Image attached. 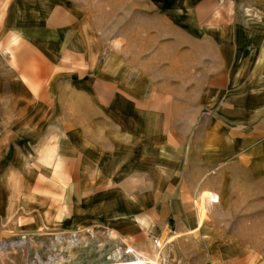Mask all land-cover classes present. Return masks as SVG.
Listing matches in <instances>:
<instances>
[{
	"label": "crops",
	"instance_id": "1",
	"mask_svg": "<svg viewBox=\"0 0 264 264\" xmlns=\"http://www.w3.org/2000/svg\"><path fill=\"white\" fill-rule=\"evenodd\" d=\"M227 1L138 0L137 6L166 9L169 22L183 23V28L189 30L186 34L194 38V34L200 36L203 32L200 28L191 30L190 26L197 27L192 12L191 16H185L181 11L200 9L198 15L202 18L206 10L210 15V9L228 6ZM245 1L254 9L258 20L242 22L234 15L233 26L218 28L213 35L212 39L217 41L216 58H202L203 63L207 62L209 72L211 70L216 74L210 78L208 75V83L200 87L215 90L210 89L198 104V108H206V112L202 111L204 122L197 128H193L192 123L178 130L171 126L146 128L148 121L143 117L138 120L139 132L126 134L128 139L116 144L113 141L117 129L113 120L111 76L100 82L105 88L100 106L86 102L85 107L73 106L69 111L63 110L64 114L59 111L43 113L44 108L39 107L41 102L26 90L32 85L15 81L18 86L26 88L25 96L17 94L15 103L23 106L25 116L19 117V121L23 120L26 129L23 134L30 136L31 140L27 141L26 159L17 148H6V142L0 144L5 148L1 150H4L11 165L8 173L23 169L26 195L18 199L13 208H20L21 205L30 208L28 203L32 188L28 177L41 174L48 177L57 168L58 179L64 180L63 186L67 189L61 190V182L57 181L56 188L60 190L57 191V201L44 204L46 208L57 211L68 209L69 216L84 224L102 223L122 237L144 238L145 234L160 238L171 228L170 218H175L179 223L176 239L173 235L160 239L169 244L199 231L212 213L222 216L221 209L226 204L231 209H242L264 201V0ZM64 6L63 0H0V40L6 51L12 53V47L22 41V48L34 50L38 55L52 58L56 51L60 52L64 31L57 25L56 28L50 27L46 16L50 15L53 20L59 13L65 14ZM70 12L73 10L68 13L71 15ZM75 32L74 48L80 52L82 34L78 29L72 36ZM82 36L87 40L88 63L85 71L96 72V56L100 54L96 47L97 38L89 32ZM171 40L176 41V34ZM152 41L154 46L155 40ZM156 49L153 48V56L159 58L164 53ZM208 62L215 66L210 67ZM199 70L202 73L205 71L202 65L193 69L196 72ZM144 81V75H139L138 84ZM26 82L29 80L26 79ZM54 82L57 84L60 80ZM135 97L139 105V94ZM18 131L14 129L6 136L10 139L22 134ZM39 134L53 136V142L41 149V144L35 143L33 137ZM37 151L54 153L41 156L34 170L24 161L35 159ZM11 174L10 178L15 176L19 184L17 174ZM65 179H68L67 183ZM4 181L0 184L3 194L0 202H3V207L9 208ZM198 193L196 211L190 201ZM11 199L17 200L12 198V193ZM42 212L36 218L41 220L43 229L59 226L58 222L53 224L55 220L45 221ZM210 230L214 234L205 236V239L219 246L212 243L218 230L211 227L207 232ZM150 247L153 256L155 243H151Z\"/></svg>",
	"mask_w": 264,
	"mask_h": 264
},
{
	"label": "rangeland",
	"instance_id": "2",
	"mask_svg": "<svg viewBox=\"0 0 264 264\" xmlns=\"http://www.w3.org/2000/svg\"><path fill=\"white\" fill-rule=\"evenodd\" d=\"M227 3L226 7L210 9V15L206 10L202 18L198 15L200 9L182 10L185 16H191L192 12L196 19L197 27L190 26L191 30L200 28L203 32L200 36L194 34L192 38L186 34L189 30L183 28V23L169 22L166 9L137 6L138 0H63L65 14L59 13L53 20L50 15L46 16L50 27L58 26L64 31L59 45L63 48L52 58L38 55L34 50L27 51L22 48V41L12 47V53L8 52L0 40V144L6 142V148H17L26 159L27 141L31 137L23 134L25 124L23 120L19 121V117L25 115L23 106L15 103L17 94L25 96L28 90L41 102L39 107L44 108L43 113L59 111L64 114L63 110L69 111L73 106L85 107L86 102L100 106L105 94L104 84L100 82L108 76L113 80L112 111L114 128L117 129L114 143H123L128 139L126 134L138 133V128H141L138 120L143 117L148 121L146 128L171 126L178 130L191 126L190 123L193 128L199 127L204 122L201 114L203 110L206 112V108H198V104L210 89H214L200 87L208 83V75L210 78L216 74L209 72L207 62H202V58H216L217 41L212 39L213 35L218 28L233 26L234 15L242 22L258 20V15L245 0H228ZM70 9L73 10L70 12L72 16L68 14ZM78 29L80 35L89 32L97 38L96 47L100 54L96 56V72L85 71L88 63L86 37L80 36V52L74 48L76 32L75 36L72 35ZM174 34L176 41L171 40ZM151 39L155 40L154 46ZM153 48L164 54L154 57ZM208 64L215 66L212 62ZM201 65L205 69L203 73L202 70L193 71ZM139 75H144L145 81L138 84ZM55 80L60 82L56 84ZM15 81L32 86L26 89ZM169 84L172 85L169 87ZM137 94L141 98L139 105ZM14 129L22 134L9 139L6 135ZM33 137L35 143L41 144V149L53 142L51 135ZM1 149L5 148L0 147V184L6 178L3 187L7 190L5 196L9 200V208L0 202V264H264V201L255 203V208L253 205L231 209L226 204L222 206V216L212 213L199 231L169 244L160 239L172 235L176 239L179 223L175 218H170L171 228L160 238L145 234L144 238L122 237L102 223L84 224L69 216L68 209L57 211L44 206L57 201V191H60L56 188L57 181L61 182V190L67 189L63 186L64 180L58 179L57 168L48 177L41 173L28 177L32 188L30 208L21 205L23 207L14 209L18 199L26 195L23 169L8 173L11 165ZM52 153L37 151L38 156L25 160L24 164L36 170L41 156ZM11 173H16L20 180L15 191L16 201L11 199L13 188L10 182L17 178H10ZM65 181L67 183L68 179ZM199 193L190 201L196 211L195 201ZM0 196H3L1 192ZM41 211H44L45 221L55 220L53 224L58 222L59 226L44 230L41 220L36 218ZM211 227L218 230L212 243L219 246L205 239V236L214 234L211 230L207 232ZM153 242L155 254L152 256L150 245Z\"/></svg>",
	"mask_w": 264,
	"mask_h": 264
},
{
	"label": "bare ground",
	"instance_id": "3",
	"mask_svg": "<svg viewBox=\"0 0 264 264\" xmlns=\"http://www.w3.org/2000/svg\"><path fill=\"white\" fill-rule=\"evenodd\" d=\"M11 186H12V190H13V193H12V198L14 199V200H16L17 199V194H16V192L15 191H17V188H18V179H15L14 181H12V183L10 184Z\"/></svg>",
	"mask_w": 264,
	"mask_h": 264
},
{
	"label": "built area",
	"instance_id": "4",
	"mask_svg": "<svg viewBox=\"0 0 264 264\" xmlns=\"http://www.w3.org/2000/svg\"><path fill=\"white\" fill-rule=\"evenodd\" d=\"M129 252H131V250Z\"/></svg>",
	"mask_w": 264,
	"mask_h": 264
}]
</instances>
